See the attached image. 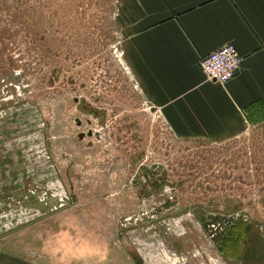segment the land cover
I'll return each mask as SVG.
<instances>
[{
  "label": "rangeland",
  "instance_id": "1",
  "mask_svg": "<svg viewBox=\"0 0 264 264\" xmlns=\"http://www.w3.org/2000/svg\"><path fill=\"white\" fill-rule=\"evenodd\" d=\"M117 15V0H0V236L83 234L101 264H264V110L230 138H178Z\"/></svg>",
  "mask_w": 264,
  "mask_h": 264
},
{
  "label": "crops",
  "instance_id": "2",
  "mask_svg": "<svg viewBox=\"0 0 264 264\" xmlns=\"http://www.w3.org/2000/svg\"><path fill=\"white\" fill-rule=\"evenodd\" d=\"M117 13L124 61L178 138H230L264 110V0H117ZM229 44L240 72L224 85L209 81L201 59ZM27 234L0 236V264H101L85 257L83 234ZM114 253L110 264L118 255L132 264L129 251Z\"/></svg>",
  "mask_w": 264,
  "mask_h": 264
},
{
  "label": "built area",
  "instance_id": "3",
  "mask_svg": "<svg viewBox=\"0 0 264 264\" xmlns=\"http://www.w3.org/2000/svg\"><path fill=\"white\" fill-rule=\"evenodd\" d=\"M242 61L238 49L229 44L203 57L200 67L209 81L224 85L240 72Z\"/></svg>",
  "mask_w": 264,
  "mask_h": 264
},
{
  "label": "trees",
  "instance_id": "4",
  "mask_svg": "<svg viewBox=\"0 0 264 264\" xmlns=\"http://www.w3.org/2000/svg\"><path fill=\"white\" fill-rule=\"evenodd\" d=\"M235 236V237H234ZM240 236V237H239ZM242 240V235H237L236 237V233H232L231 237L229 236V239L227 237V239H225L222 244L221 247L225 250V251H229L233 248L239 249V244L240 241ZM227 243V244H225ZM230 257V256H229ZM231 258V257H230Z\"/></svg>",
  "mask_w": 264,
  "mask_h": 264
}]
</instances>
